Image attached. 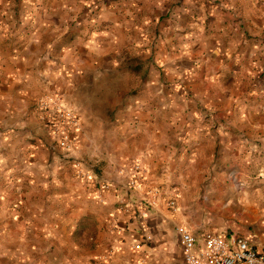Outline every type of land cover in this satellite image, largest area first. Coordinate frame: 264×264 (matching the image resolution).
Masks as SVG:
<instances>
[{
	"label": "crops",
	"instance_id": "crops-1",
	"mask_svg": "<svg viewBox=\"0 0 264 264\" xmlns=\"http://www.w3.org/2000/svg\"><path fill=\"white\" fill-rule=\"evenodd\" d=\"M263 212L264 0H0V264H184L177 225Z\"/></svg>",
	"mask_w": 264,
	"mask_h": 264
},
{
	"label": "built area",
	"instance_id": "built-area-1",
	"mask_svg": "<svg viewBox=\"0 0 264 264\" xmlns=\"http://www.w3.org/2000/svg\"><path fill=\"white\" fill-rule=\"evenodd\" d=\"M35 107L39 113V120L47 126H54L58 136V147L64 158L70 159L73 133L78 129L76 116L66 108L60 98L51 95H42L37 99ZM75 176L87 178L89 174L84 172L80 161L72 159ZM140 170V163L135 162L131 172ZM119 176L128 177L127 185L135 190L139 189L136 181L130 177V173L120 167L117 170ZM107 189V185H103ZM155 193L152 192V199ZM171 213L176 211L173 201L167 203ZM262 226L264 230V212L262 214ZM175 231L178 242L183 250L184 264H264V232L259 248L250 244L246 239L231 234L224 236L218 233H204L198 240L183 225H177Z\"/></svg>",
	"mask_w": 264,
	"mask_h": 264
},
{
	"label": "rangeland",
	"instance_id": "rangeland-1",
	"mask_svg": "<svg viewBox=\"0 0 264 264\" xmlns=\"http://www.w3.org/2000/svg\"><path fill=\"white\" fill-rule=\"evenodd\" d=\"M95 5L96 3L93 4V6ZM93 6L88 8L91 12H93ZM255 222H258V221H202V225L207 226L206 228L209 230L210 229L211 230L220 229L222 231H229L230 229H232L230 228V226L241 227V228H246L247 226L253 227ZM197 224L198 222H196V225Z\"/></svg>",
	"mask_w": 264,
	"mask_h": 264
}]
</instances>
